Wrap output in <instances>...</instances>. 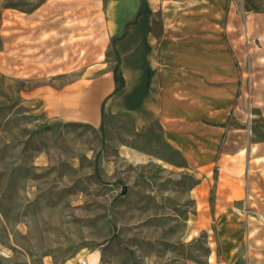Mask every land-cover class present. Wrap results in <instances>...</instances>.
<instances>
[{
  "label": "rangeland",
  "instance_id": "obj_1",
  "mask_svg": "<svg viewBox=\"0 0 264 264\" xmlns=\"http://www.w3.org/2000/svg\"><path fill=\"white\" fill-rule=\"evenodd\" d=\"M44 1L0 0V264H77L89 254L91 264H264V65L249 67L264 62V0L207 7L210 16L221 11L220 23L238 16L246 25L230 39L244 52L243 105L232 108L243 133H230L244 142L243 160L211 165L206 175L185 163L157 123L137 132L126 114L103 116L95 128L46 119L37 88L91 76L99 70L83 67L105 55L116 68L118 56L112 46L103 52L88 19L79 52L72 36L56 38L69 41L63 52L38 48L56 22L22 14ZM244 1L259 10H245ZM214 18V44L230 46ZM38 153L44 163H34Z\"/></svg>",
  "mask_w": 264,
  "mask_h": 264
},
{
  "label": "crops",
  "instance_id": "obj_2",
  "mask_svg": "<svg viewBox=\"0 0 264 264\" xmlns=\"http://www.w3.org/2000/svg\"><path fill=\"white\" fill-rule=\"evenodd\" d=\"M224 1L45 0L36 13L22 14L30 22L34 16L56 22L46 25L45 38L40 39L38 48L43 44L47 52L50 45L59 48L51 51L63 52L69 41L56 38L72 36L76 38L71 42L73 50L79 52L84 46V21L92 20L97 26L92 29L93 35L104 38L103 52L109 46L115 49L123 81L118 85L114 67L105 55L101 61L83 67L99 70L91 76L80 75L60 86L37 88L38 109L50 122L94 128L100 126L103 116L116 114L129 116L137 132H146L157 123L166 142L201 175H206L214 164H241L244 142L230 138V133H243L239 114L232 108L243 105L244 61L239 57L242 59L244 52L230 39L238 36L246 20L240 24L239 17L232 16L223 24L218 16L221 11L215 16L211 12L210 16V2L220 10ZM51 5L66 7L67 12H38ZM99 13L101 16H97ZM258 13L260 25H264V12ZM211 17L220 23L217 31H224L230 46L226 47L221 39L222 43L217 40L219 45L214 44ZM29 31L30 37L31 27ZM31 43L32 39L30 51ZM258 65L264 62L254 60L249 67L257 69ZM45 67L52 68L53 64ZM254 78L251 85L255 93ZM38 154L34 163H44L45 154ZM94 257L89 254L86 262L91 264Z\"/></svg>",
  "mask_w": 264,
  "mask_h": 264
},
{
  "label": "trees",
  "instance_id": "obj_3",
  "mask_svg": "<svg viewBox=\"0 0 264 264\" xmlns=\"http://www.w3.org/2000/svg\"><path fill=\"white\" fill-rule=\"evenodd\" d=\"M243 7L245 10H259V6L255 5V6H251L247 3V1H244ZM131 21H128V23ZM118 60V59H117ZM113 73H114V79L118 82V85H120L122 83V76L118 73V67L116 66V68L113 69Z\"/></svg>",
  "mask_w": 264,
  "mask_h": 264
},
{
  "label": "built area",
  "instance_id": "obj_4",
  "mask_svg": "<svg viewBox=\"0 0 264 264\" xmlns=\"http://www.w3.org/2000/svg\"><path fill=\"white\" fill-rule=\"evenodd\" d=\"M77 264H88V263L86 262L85 258H78Z\"/></svg>",
  "mask_w": 264,
  "mask_h": 264
}]
</instances>
